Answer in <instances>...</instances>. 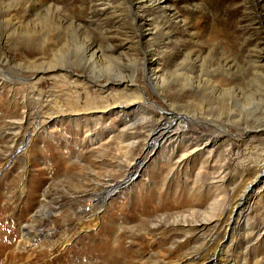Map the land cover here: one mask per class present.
Masks as SVG:
<instances>
[{
    "label": "rangeland",
    "instance_id": "obj_1",
    "mask_svg": "<svg viewBox=\"0 0 264 264\" xmlns=\"http://www.w3.org/2000/svg\"><path fill=\"white\" fill-rule=\"evenodd\" d=\"M50 1L0 0V264H264V0H157L143 37L129 0ZM124 75L128 104L84 88ZM31 86L65 113L36 121ZM163 110L211 139L160 142L123 183Z\"/></svg>",
    "mask_w": 264,
    "mask_h": 264
},
{
    "label": "bare ground",
    "instance_id": "obj_2",
    "mask_svg": "<svg viewBox=\"0 0 264 264\" xmlns=\"http://www.w3.org/2000/svg\"><path fill=\"white\" fill-rule=\"evenodd\" d=\"M129 1L131 3V10L133 11L131 13V15L134 16V20H136L137 26H139V30H140L139 36L143 37L142 28H146L147 26H149L150 25V23H149L150 20L146 17V15L144 14L145 11H143L142 8L145 6V4L152 5V4L156 3L157 0H129ZM42 3H43V5H48V6L53 5V2L50 1V0H43ZM95 12L96 13L93 12L92 14L91 13L90 14L91 15L94 14L93 17H95L96 15L98 16L102 12V10L100 9V11H95ZM25 18H26V16H22L20 21H19V19H18V21H16L15 25H19V23H21V21L23 22L25 20ZM145 30H147V28ZM102 31H104V30H102ZM106 31L107 30L105 29V32ZM108 39L109 38H108V36L106 34L102 36V42L106 43V45H107ZM89 45L91 46L90 49H92V53H94L96 50H100L102 55L106 54L108 56H111L112 54H114V50L109 48L105 44H103L105 46L100 47L98 44H96L95 41L92 40ZM152 56H154L153 53L151 54L149 59H151ZM147 58H148V56H147ZM51 69L54 72H59V73H67L68 72L67 71V67L63 66V65H61V66L58 65V66H55V67H53ZM156 69H157V71L159 70V68L157 66L155 67V70ZM44 73H46V70L44 68H40V69L37 68V69H34L33 72H31L29 74V76H32L34 74L35 75H43ZM152 74H156V73L153 72ZM133 82H135L133 77L129 78L128 76L124 75V76H120L117 79H113V80L103 79V80H94L92 82L85 81L84 82V88L89 90L91 93H97L98 95H96V96H99V98H102V99H100L102 101H103V96H105L107 94L106 93L107 90H111V89H115L116 90L118 88H121L124 92L122 91L121 96L117 99V101H113V102L114 103L118 102L119 104H128V103L134 101V98H132L131 95L127 93L129 90H131L128 87L131 84H133ZM35 89L36 88L33 87V86L30 87V90H29V93H28V97H27V99H28L27 102L28 103L30 102V104L31 103H35L36 107H39V109H37L34 112V118H35L36 121H38V119H39V116H40L39 115L40 114L39 111H41V109H43L45 111H48V113H47L48 114V118H51L50 116L53 113H55V114H63V113H65L66 110H65V108H63V106L55 104L53 106V108H52L49 105V102L52 100L51 96L45 95V96H43L41 98H35L34 97ZM141 100H142L141 97L137 98L138 105H140V106L143 104V101H141ZM102 101H100V102H102ZM109 105H110L109 103H106L103 107L109 110ZM94 107H96V106H94ZM88 109H91V108H88ZM78 110L79 109H73L74 112H79ZM43 122H46V120H43ZM143 128L145 129L146 126H144ZM12 129H13L12 131H14L15 129H17V127L16 128H12ZM147 131H148V133H147V135L145 137V141L146 142L143 144V146L141 148L142 152L140 151L137 154L138 156H136L135 158L132 159L131 163H129L126 166V169H125L124 173L122 174V182L123 183L129 182V180L135 174L138 173L139 169L145 163L149 152H151L160 142L164 143V142L169 141L171 139L176 140V142L178 144H181V146H182V155H183V154H186L187 152H189L193 145L196 146V142L205 140V141H203V143H206V142H208L211 139V137H208V136H206V137L203 136V135L196 136L193 132L188 131L187 128H186V124L184 123L183 114L176 113L173 110L172 111L171 110H169V111L163 110L161 112L160 121L153 128H150ZM251 131H254L253 134H255V133L256 134H264V123L260 124V125H257V126H254ZM31 135L32 134H30V135L28 134L27 137L25 136L26 139H24V138H23V140L21 139L19 145L22 142H28V140L31 137ZM180 135L187 136L188 137V142L187 143H182V140H180L181 139ZM9 136L11 137L10 138L11 141L13 143H15V145H16L17 144V140H18L17 135L13 134V135H9ZM136 136L137 135L127 136L125 138V141H127L128 139H131V138H135ZM194 142H195V144H193ZM125 144H126L127 147L130 146L129 142H127ZM19 145H18V147H16V149L20 147ZM16 149H13L11 151V153L15 154L16 153V151H15ZM174 164H177V163H174ZM108 183L109 184H108L107 188L109 189V191H108L107 194L111 193L112 190H114V188L119 187L118 186L119 183H117V182H112L110 180V181H108ZM250 188H251L250 186H246L240 194H237L236 196H234L232 198V203H231L232 205L231 206H232L233 210L235 208H237L238 206H240L246 200V198L248 197V191L250 190ZM231 213L232 212H230L229 214L226 213V215L228 217V218L226 217L227 220H229V218H230L229 215ZM225 216H224V218H225ZM223 220H225V219L222 218L221 222H223ZM35 223H36V220H35ZM25 224H26V226H31V221H27V222H25ZM25 234H27V230H26ZM208 244H209V242L207 241L205 243V246H204L205 249L209 246Z\"/></svg>",
    "mask_w": 264,
    "mask_h": 264
}]
</instances>
